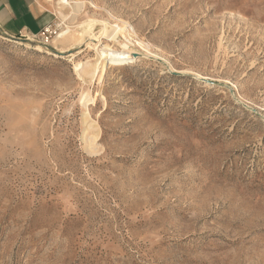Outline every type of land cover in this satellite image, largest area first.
Masks as SVG:
<instances>
[{"label":"rangeland","instance_id":"obj_1","mask_svg":"<svg viewBox=\"0 0 264 264\" xmlns=\"http://www.w3.org/2000/svg\"><path fill=\"white\" fill-rule=\"evenodd\" d=\"M74 1L0 33V264H264V0Z\"/></svg>","mask_w":264,"mask_h":264},{"label":"crops","instance_id":"obj_2","mask_svg":"<svg viewBox=\"0 0 264 264\" xmlns=\"http://www.w3.org/2000/svg\"><path fill=\"white\" fill-rule=\"evenodd\" d=\"M53 20L48 0H0V33L8 38L37 36Z\"/></svg>","mask_w":264,"mask_h":264},{"label":"bare ground","instance_id":"obj_3","mask_svg":"<svg viewBox=\"0 0 264 264\" xmlns=\"http://www.w3.org/2000/svg\"><path fill=\"white\" fill-rule=\"evenodd\" d=\"M82 6H83L82 2H79V1H74V0H56V9L58 10L59 15L62 16L63 20L64 19H68L70 21L75 20L76 16L79 14V12L82 9ZM121 26L122 25H120V27ZM65 33H66V30L62 31L60 34L57 35L55 40L64 41L65 39L63 37H64ZM106 33H109L110 38L112 40L113 39H117V41L119 40L118 39L119 36L121 38L123 36L122 34H121L122 36L121 35L117 36L116 34H111L108 31H105L104 33H101L99 36L105 35ZM99 36H94L91 39V43H95V44L97 43V46H95L94 49H95L96 54H97V62H98V64H95V66H93L92 68L85 69V71H84V75H89L91 78H94V76H96V77H98V80L100 81L102 79V77L104 76V73H105L104 72L105 64L108 65V64H112L114 62L126 63V62H132V61H139L140 57L142 55H144V54H142L140 52H135V51L133 52V51L127 50L126 47H125L126 49H123V50H121V49L120 50L112 49L110 47V44L107 43L106 41H104L103 39H100ZM123 39H124V37H123ZM120 44H122V42H120L119 45ZM149 55H151V54H149ZM94 138H95V136H94Z\"/></svg>","mask_w":264,"mask_h":264},{"label":"built area","instance_id":"obj_4","mask_svg":"<svg viewBox=\"0 0 264 264\" xmlns=\"http://www.w3.org/2000/svg\"><path fill=\"white\" fill-rule=\"evenodd\" d=\"M50 27H46L44 28V30H42V32L39 34V36H43L49 29Z\"/></svg>","mask_w":264,"mask_h":264},{"label":"water","instance_id":"obj_5","mask_svg":"<svg viewBox=\"0 0 264 264\" xmlns=\"http://www.w3.org/2000/svg\"><path fill=\"white\" fill-rule=\"evenodd\" d=\"M10 39H19V38H10ZM19 40H21V39H19Z\"/></svg>","mask_w":264,"mask_h":264}]
</instances>
